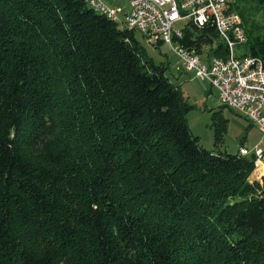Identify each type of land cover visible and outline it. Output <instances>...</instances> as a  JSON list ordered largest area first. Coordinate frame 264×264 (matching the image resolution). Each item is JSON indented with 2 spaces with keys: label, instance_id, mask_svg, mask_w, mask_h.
<instances>
[{
  "label": "trees",
  "instance_id": "16d2710c",
  "mask_svg": "<svg viewBox=\"0 0 264 264\" xmlns=\"http://www.w3.org/2000/svg\"><path fill=\"white\" fill-rule=\"evenodd\" d=\"M165 72L82 0H0V264H264V175L200 146Z\"/></svg>",
  "mask_w": 264,
  "mask_h": 264
},
{
  "label": "built area",
  "instance_id": "2783aa9c",
  "mask_svg": "<svg viewBox=\"0 0 264 264\" xmlns=\"http://www.w3.org/2000/svg\"><path fill=\"white\" fill-rule=\"evenodd\" d=\"M82 1L122 30L139 33L149 43L168 45L183 71L209 83L220 104L247 120L264 139V66L260 58L234 54L235 47L247 38L233 0H129L124 14L103 0ZM179 23H191L197 29L212 26L225 56L202 57L195 48L186 47L180 42L183 30L176 27ZM238 154L253 156V174L259 180L264 175V150L241 147Z\"/></svg>",
  "mask_w": 264,
  "mask_h": 264
},
{
  "label": "rangeland",
  "instance_id": "374dc122",
  "mask_svg": "<svg viewBox=\"0 0 264 264\" xmlns=\"http://www.w3.org/2000/svg\"><path fill=\"white\" fill-rule=\"evenodd\" d=\"M233 1L235 6L237 3V6L247 10L246 18L249 21L247 26L242 25L247 38L246 43L234 49V54L240 56L248 47V41L257 37L264 39V3ZM103 2L116 10H122L123 14L129 9V0H103ZM122 19L123 17H120V20ZM240 20L242 22L241 17ZM182 26V23L176 25L178 28ZM247 30H249V35ZM135 38L154 64L163 65L166 68L165 76L181 90L187 103L192 107L186 115V121L192 135L198 138L201 147L214 153L227 154H237L241 147L249 149L246 137L249 128L247 121L233 110L222 106L217 98L216 90L210 87L209 83L194 78L192 73L183 71L179 59L168 45L149 43L139 33H135ZM203 51L205 52L206 49L204 48ZM221 124L225 128L216 144L215 134ZM251 136L254 139L261 137L256 130L252 131ZM261 148L264 150V144ZM252 182V177H250L249 183Z\"/></svg>",
  "mask_w": 264,
  "mask_h": 264
},
{
  "label": "crops",
  "instance_id": "0c3cea01",
  "mask_svg": "<svg viewBox=\"0 0 264 264\" xmlns=\"http://www.w3.org/2000/svg\"><path fill=\"white\" fill-rule=\"evenodd\" d=\"M206 52H207V50L204 52H202L201 54H202V57H205V56H207V54H206ZM208 57V56H207ZM245 120V119H244ZM247 121V120H246ZM247 123H248V125H249V128H248V130H247V133H246V137H247V139H248V145L250 146L249 147V149L250 148H253V147H255V146H259V147H261L262 146V144H264V139L262 138V137H260V138H257V139H254L251 135H252V131H254V130H256V132H258V134L260 135V133H259V131L252 125V124H250L248 121H247ZM238 153V152H237ZM252 179H255V175L254 174H252Z\"/></svg>",
  "mask_w": 264,
  "mask_h": 264
}]
</instances>
